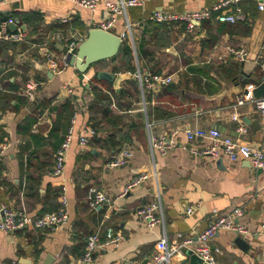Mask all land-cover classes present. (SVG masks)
<instances>
[{"label":"crops","instance_id":"crops-1","mask_svg":"<svg viewBox=\"0 0 264 264\" xmlns=\"http://www.w3.org/2000/svg\"><path fill=\"white\" fill-rule=\"evenodd\" d=\"M0 1V21L18 19L28 35L0 48V147L6 146L2 152L0 148V208H24L38 217L59 209L65 187L69 215L66 227L53 232L0 231V264H77L86 237L104 235L110 226L123 241L118 248L97 252L90 264H151L160 239L171 243L182 234L196 242L215 211L224 215L236 209L243 211L239 222L248 234L240 237L249 248L243 251L228 232H220L212 241L217 263L264 264V174L245 160L192 155L185 134L187 129H218L264 152V131L254 102L237 104L248 85L258 89L264 84V0H241L236 24L214 17L192 32L184 24L153 23L150 16L159 9H209L223 0H152L128 9L110 32L126 35L123 43L132 48L134 70L114 72L121 68V59L96 63L86 72L94 82L92 90L81 86L78 70L53 73L39 48L47 43L61 55L74 34L86 39L89 21L109 18L102 5L92 13L68 0ZM240 48L248 53L247 61L257 63L246 80L243 63L230 51ZM100 71L112 73L115 80L99 79ZM146 73L171 76L172 83L137 77ZM30 80L42 83L33 98L22 94ZM67 84L75 86V93L67 91ZM258 119L261 127L254 125ZM240 124L245 133L238 132ZM90 126L97 134L81 146L77 136ZM71 127L76 137L65 173L55 177V154ZM162 137H176L178 142L164 156L153 152L151 143ZM210 144L205 139L195 146ZM124 149L133 152L129 164L108 168ZM141 174L151 177L121 197L129 181ZM95 187L107 193L112 207L93 205ZM159 201L164 221L149 229L137 211ZM191 206L196 210L188 216ZM172 264L193 263L185 253Z\"/></svg>","mask_w":264,"mask_h":264},{"label":"built area","instance_id":"built-area-1","mask_svg":"<svg viewBox=\"0 0 264 264\" xmlns=\"http://www.w3.org/2000/svg\"><path fill=\"white\" fill-rule=\"evenodd\" d=\"M68 1H71L92 13L96 12L102 5L109 13V18L107 20H100L97 22L89 21L88 23L90 24L91 29H100L110 32L118 18L126 15L128 9L133 7H143L147 2L152 0ZM240 1L241 0H223L209 9L184 11L181 13L172 12L166 9H159L153 12L150 16V21L165 25L184 24L188 32L195 30L197 25L201 22L210 20L214 17L218 22L223 24H236L238 21L237 14L240 12V8H238ZM1 4L2 2L0 1V5ZM234 7L236 8L233 9ZM263 8L264 6L261 4L260 9ZM64 21H66V19H64ZM11 25H15L14 30L10 29ZM27 36L26 30L21 27L18 19L12 17L4 21H0V42L19 43L24 41ZM125 37L126 35L123 34L120 38L123 40ZM83 40L84 38L82 36L74 34L61 55L55 54L47 43L40 46L39 53L53 73H61L68 68L77 70L75 67L71 66L70 60L76 55L77 48ZM230 51L239 63H244L248 60V53L245 49H230ZM262 69L264 72V63L262 64ZM81 77V86L85 89L92 90L94 87L92 78L87 73H82ZM137 77L141 81L147 80V82L153 81L162 84L172 83L171 76L164 77L146 73L145 76L138 74ZM41 85L42 83L36 80H30L26 84L22 94L28 98H33L37 89ZM65 88L70 94H73L76 91L73 84H67ZM255 89L256 85H248L246 92L237 99V104L242 106L248 101L254 102L255 110L261 120L262 129L264 131V98H255ZM233 120L241 123V119L238 115H234ZM238 132H246L244 124H240ZM96 134L97 131L93 127H86L85 130L77 136L79 144L81 146H87ZM185 134L188 141L187 150L192 155L214 158L225 156L232 162L245 160L248 161L254 169L264 174V152L262 150L255 149L245 143H240L233 137L224 135L218 129H187ZM75 137L74 129L71 127L55 154V162L52 170V174L55 177L64 175L67 155ZM205 139H209L211 144L202 148H197L195 146V143ZM151 143L153 152H157L162 156L166 155L178 146L176 137H173V139H166L165 137L153 138ZM5 147V145H1V152L5 149ZM132 158L133 152L129 149H124L107 163V167L110 169L124 167L129 164ZM150 177L151 175L149 174H141L131 179L122 192L121 197H124L132 188L142 185ZM65 192L66 188L63 187L60 197L61 205L58 210L46 212L38 217L31 216L24 208L21 210H14L7 204H2L0 208V231L5 234H14L17 231L35 230H49L53 232L66 227L69 222V215L67 212L68 199ZM91 194L93 196V205L106 204L110 207L113 206L112 199L104 191L95 187L91 189ZM195 210L196 207L194 206L188 207L186 214L188 216L192 215ZM137 215L145 221L149 229H153L156 225L164 221L161 201L150 203L140 208L137 211ZM214 215L215 217L212 219L208 227L200 233L196 242L192 238L185 237L182 234H179L171 243H168L167 239H160L157 242L155 252L151 257V264H172L177 257H183L188 251H192L193 254L198 256L207 264H216L217 260L212 247V241L215 237L220 232H234L239 236H244L248 234V230L239 222V218L243 215V211L241 209H236L232 213L224 215L215 211ZM261 228L264 231V222ZM123 239L124 236L111 226L106 228L104 235H101L100 233L90 234L86 237L85 250L77 264L92 263L97 252L118 248Z\"/></svg>","mask_w":264,"mask_h":264},{"label":"water","instance_id":"water-1","mask_svg":"<svg viewBox=\"0 0 264 264\" xmlns=\"http://www.w3.org/2000/svg\"><path fill=\"white\" fill-rule=\"evenodd\" d=\"M15 28V25H11ZM123 45V40L110 32L103 31L100 29H91L88 33L86 39H84L77 48L76 55L70 60L72 67H75L80 73H86L90 67L100 61L109 60L118 55L121 47ZM257 66V63L252 61H246L242 64L243 67V77L246 80L253 69ZM98 78L101 80L114 81L115 76L107 71L98 72ZM255 98H264V84H262L258 89L254 90ZM261 127L259 119L257 123ZM229 239L242 249L243 251L249 248L246 241L234 232H228ZM187 254L191 257L193 264H207L203 262L198 256L193 254L192 251H188ZM30 261L23 260V264H29ZM219 264V263H216Z\"/></svg>","mask_w":264,"mask_h":264},{"label":"trees","instance_id":"trees-1","mask_svg":"<svg viewBox=\"0 0 264 264\" xmlns=\"http://www.w3.org/2000/svg\"><path fill=\"white\" fill-rule=\"evenodd\" d=\"M9 43L2 42L0 43V48L5 47ZM121 59V68H115L114 72H120L122 69L124 70H129L133 71V67L131 66V61H132V48L131 46L127 43L124 42L118 55L112 58V60H117ZM105 60L98 62L97 64L103 63ZM57 210V209H56ZM54 210V211H56Z\"/></svg>","mask_w":264,"mask_h":264}]
</instances>
